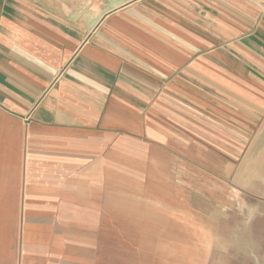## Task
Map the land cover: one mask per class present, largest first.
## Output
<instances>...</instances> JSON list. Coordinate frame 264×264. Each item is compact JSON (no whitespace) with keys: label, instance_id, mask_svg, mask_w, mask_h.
I'll return each instance as SVG.
<instances>
[{"label":"crops","instance_id":"1","mask_svg":"<svg viewBox=\"0 0 264 264\" xmlns=\"http://www.w3.org/2000/svg\"><path fill=\"white\" fill-rule=\"evenodd\" d=\"M233 11L264 0H0V264H183L187 76Z\"/></svg>","mask_w":264,"mask_h":264},{"label":"rangeland","instance_id":"2","mask_svg":"<svg viewBox=\"0 0 264 264\" xmlns=\"http://www.w3.org/2000/svg\"><path fill=\"white\" fill-rule=\"evenodd\" d=\"M208 13L201 75L187 76L201 89L186 100L201 114L195 159L206 170L201 188L186 187L187 213L195 217L186 222L202 234L186 235L180 260L264 264V20L259 11L218 12L219 20Z\"/></svg>","mask_w":264,"mask_h":264}]
</instances>
